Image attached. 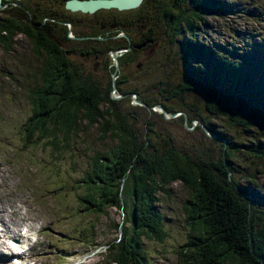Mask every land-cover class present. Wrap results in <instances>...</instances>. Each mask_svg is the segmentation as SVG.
Listing matches in <instances>:
<instances>
[{"label":"trees","instance_id":"trees-1","mask_svg":"<svg viewBox=\"0 0 264 264\" xmlns=\"http://www.w3.org/2000/svg\"><path fill=\"white\" fill-rule=\"evenodd\" d=\"M148 1L143 0L137 8L122 12L152 14L154 17L148 19L151 27H156V18L162 23L166 34L174 38L178 34L182 37V40H175L184 54L181 56L184 63L180 57L182 65L177 76H182L183 79L175 90L195 94L209 114L214 115L216 105V117L221 118L229 127L235 128L233 123L237 126L243 124L246 130H251L250 125L264 126V110L258 112L255 107L241 100L243 93H246L250 104L264 109L259 103L264 101V38L257 39L264 37V19L257 26L248 20L249 15L258 13L257 9L249 5L262 7L264 0H155L160 5L152 8ZM3 2L8 5V1ZM224 6L235 11H242L244 7H249V10L234 17L231 38L222 37L219 32L222 37L220 39L225 44L217 43V39L211 38L217 53L214 54L215 60L209 64L198 60L202 63L197 65L198 68H192L191 65L196 64L192 58L193 51L204 54L208 50L189 44L191 42L188 36L192 37L193 34L186 37L181 20L186 21L191 12L196 17L207 12L205 18L208 21L210 14H219L217 11ZM13 9L9 10L8 6L0 9V49L4 52L11 51L13 37L20 34L28 39L36 57L40 52L46 54L40 65L42 72L39 84L32 85L26 92L31 104V115L24 125L25 141H44L42 143L49 155L58 160L62 159L60 155H65L66 158L68 155L84 156L87 167L82 177L76 180L77 186L72 187L77 191L78 211L82 209L87 214L99 217L105 215L107 209L114 207L121 210L123 221L129 223L128 226L122 223L116 226L118 237L104 243L101 255L105 264H139L141 253L138 247L142 238L162 241L167 237L168 233L163 227L166 224L165 214L162 210L166 204L159 205L158 195L166 194L169 197L171 186L176 182L189 193L183 204L187 214L188 233L186 241L176 252L179 256L177 264H264V202H261L264 201V195L256 193L254 197L249 186L237 184L226 159L216 162L213 159L215 150H221V145L219 148L214 140L219 142L217 139L224 138L223 142L234 149L237 144L234 137L229 132H226L229 137L224 136L223 131L217 130L218 122L210 123L195 107L185 104L176 94L163 98L142 96L137 85H113L110 79L103 84L90 75L77 71L63 58L65 52L56 43L58 41L61 45L69 39L64 25L68 18L41 12L37 6L32 7L24 1ZM60 9H64L63 4ZM118 12L120 11H116V14L124 15ZM237 23H243L244 26L241 27L246 26L244 33L237 36L240 41L238 54L248 56L244 58V62L235 61L231 57L237 45L234 37V26L238 27ZM202 25L201 22L198 27L200 31H204ZM186 26L190 27L191 23ZM193 28L194 25L190 29ZM92 35L97 40L98 33L93 31ZM243 35L250 37L251 42ZM102 40L98 42H103ZM130 45L135 51V43H128L125 38L117 39L113 44L105 47L101 45V51H117ZM134 51H123L122 57L118 58L120 64L131 62ZM251 59L258 60V64ZM245 64L248 67H244ZM124 78L121 76L120 80ZM229 79L231 82H227ZM117 87L120 88L122 97L125 96L119 100L109 95L111 89ZM132 92L139 96L138 100L142 105L134 107V111L142 116L146 115V118L157 116L164 123L178 121L186 134H192L187 137H194L192 142L181 149L170 138H162L160 133L151 132L152 128L147 122V128L138 131L134 122H129L133 109L127 102L128 94ZM250 95L254 99H250ZM208 105H211V109ZM155 106H160L168 116L178 112L180 115L167 119L162 113L151 110ZM194 121H198L199 126H192ZM83 122L100 128L101 133L106 134L105 137L108 134L112 137L109 140L105 138L108 142L106 148L91 149L88 153L79 155V136L84 134L81 126ZM187 126L191 128L188 129ZM201 126L208 127L215 137L211 141L205 139L203 146L198 135H195ZM255 129L260 133L259 128ZM211 145L215 147L211 148ZM260 145L245 144L243 149L245 155L241 159L249 165L253 164V167L249 166L250 180L260 174L264 176V151ZM229 153L227 151L226 156ZM232 156L240 158L236 154ZM254 168L256 171H253ZM59 188L54 179L48 178L45 190L50 196L52 213L60 219L57 226L61 228L58 229L65 234V238H69L73 231L67 223L64 207L55 200ZM79 233L82 237H90L88 229L83 233L79 230ZM81 241L84 242L83 239Z\"/></svg>","mask_w":264,"mask_h":264},{"label":"rangeland","instance_id":"rangeland-1","mask_svg":"<svg viewBox=\"0 0 264 264\" xmlns=\"http://www.w3.org/2000/svg\"><path fill=\"white\" fill-rule=\"evenodd\" d=\"M6 1H8V5L4 3L3 0L0 1V9H5L8 6L9 10L11 8L14 10L13 7L18 4V1L20 4L21 1H24L25 3H29L32 7L37 6L41 12L54 14L59 17L63 16V13L60 12L61 0ZM148 2L150 8L160 5L159 1L149 0ZM251 6L257 9L258 13L249 15L248 20L253 21V24L257 26L262 22L261 19H264V6L249 5V7ZM249 7H244L242 11H235L228 6H224L217 11L220 12L219 14H210L211 18L208 21L205 18V13L207 12L199 14L198 17L191 12L186 21L184 19L181 20V25L183 26L182 30L186 33V37L192 33V37L195 38L192 40V37L188 36L191 42L189 44L192 47L202 46L204 49L208 50L204 54L195 50L193 51L195 55L192 54V58L193 62L196 64H192V68H198L197 65L202 63L198 60H203L206 64L215 60L214 54L217 53H215L216 50L213 48L214 41L211 38L217 39L218 42L215 41L217 43L221 42L225 44V41L220 39L222 37L219 35V32H221L225 38L232 36L230 32L234 17L236 18V15L247 12ZM118 13L124 15L116 14L114 9H99L94 13H71L70 20L73 22L68 21L64 23L65 28L68 30L67 36L71 43L68 45V43H65V40L60 46V42L56 41V38H54V41L58 43V48L65 52L63 58L69 61L77 71L90 75L94 80H98L103 84H106L108 79H110L113 85L115 83L118 85H122L123 83L130 86L137 85L139 90L142 91V96L148 95L150 97L163 98L176 94L178 98L183 99L185 104L195 107L200 112L201 116L206 118L210 123L218 122L219 126H217V130L223 131V133H225L223 135L226 137H229L226 133L229 132V135L234 137L237 144L234 149H230L227 144L223 142L224 138H216L219 142L215 140L214 142L218 143L219 148L221 145V150H215L213 156L214 161L226 159L229 163V168L232 170L233 179L237 184L241 183L244 186L253 184L255 186H249L252 189L253 196L255 197L256 193L264 195V190L261 187V184H264V176L260 174V176L252 177V180H250L248 178L250 172L249 166L253 167V164H246V162L241 159V156L245 155L242 145L261 144L260 148L264 151V126H249V128H259L260 133L257 129L244 132L246 126L241 123V126H237L236 123H233L236 125L235 128L229 127L221 118L216 117L218 116L216 105L213 104L215 113L212 115L205 112L203 102L197 99L196 95L192 92L186 90H183L181 93L177 92L175 87H179L183 79L182 76L180 78L177 76L178 71L181 70V59L184 63L181 57L184 56V54L180 50V45L178 43L177 45L175 44V40H182V37L178 34L177 37L174 38L172 35L166 34L162 23L156 18V27H151L148 23V19H151L153 16L152 14H125V12L122 11ZM201 22L203 23L202 27L204 31H200L198 28ZM187 23H191V26H186ZM193 25L195 28L190 29ZM241 26H244V24L239 23L238 27L234 26L235 41L237 40V36L240 33L243 34L246 29V26ZM85 29L87 31H96L99 36L96 37L97 40L95 41L103 39V42H101L103 47L108 44H113L117 39L121 40L125 38L127 42L129 39L131 43H135L136 47H134L136 50L134 51L131 45L127 48L123 47L115 52V58H117L115 59L113 54L114 51L107 53L99 52L97 48L93 45L91 46L88 42H83V40L76 43L74 38L81 35L83 36L86 33ZM55 31L57 32V30ZM254 34L256 35V33ZM243 36L251 42L250 37L246 35ZM261 38L264 37H257L258 40ZM72 43H74L73 48L75 50L71 49ZM235 47L236 49L233 55H231L232 59L238 62H244V58L248 56L244 53L238 54L240 51L239 40H237V45ZM32 49L28 39L20 34L13 37L11 51L4 52L0 49V164L3 168L5 167L3 171L0 172V175H2L0 176V209L7 208L9 216L12 219L8 234L13 238H19V234L25 235L22 239L23 241L18 240V244L24 242L27 246L33 245V243L35 246L38 242L45 241L41 257L34 258L32 249L30 248L29 251L23 254V257L19 258L21 264H105L101 255V253H103L104 243L110 242L115 237H118L119 233L115 228L116 226L121 225V223L128 226L129 223L123 221L121 210L114 207L107 209L105 215L99 217L87 214L82 209L78 211L77 191L72 189V187L77 186L76 180L82 177L83 171L87 167L86 158L82 156V154L84 152L88 153L91 149L106 148L108 142L105 138L109 140L112 137L109 134L105 137L106 134L101 133L100 128L83 122L81 126L84 129V134L79 136L78 152L82 157H69L67 154V158L65 155H60L62 159L59 160L49 155V151L42 143L44 141H36L35 143H27L25 141L24 125L29 115H31V104L26 92L32 85L36 83L39 84V76L42 72L40 70V65H42L46 57L44 52H40L36 57ZM128 50L134 51V58H132L131 62H125V64L122 65L118 58L122 57L123 51ZM258 57L260 56L258 55ZM251 61L258 64V60L251 59ZM244 67H248V65L245 64ZM261 73H263V69ZM121 76L125 77L124 80H120ZM227 82H231V79ZM239 83L242 82L239 81ZM119 89L118 87L112 88L110 91L109 95L115 100L125 97H122V93ZM245 94L246 93H243L242 95V101H246L248 105L255 107L258 112L264 110L259 106L250 104ZM250 96V99H254L252 95ZM138 97L139 96L133 92L130 95L128 94L127 103L131 109L142 106ZM259 103L264 106V101H260ZM208 106L211 109V105ZM151 110L162 113L167 119L180 115V112H178L176 115L174 114L170 117L160 106H155L151 108ZM131 113L132 118L129 119V122H134L135 128L138 131H143L147 128L145 126L147 122L152 128L151 132L160 133L162 138H170L173 144L181 149L189 145L194 138L190 140L186 138L188 135L192 134H186L183 126H181L178 121L164 123L161 122L157 116L151 115L153 118H146V115L142 116L134 111V109ZM195 124L199 126L198 121L192 122V126ZM187 128L190 129L191 127L187 126ZM207 128L206 126H201L199 127L198 134H195L196 136L198 135L202 146L205 139L211 141L215 138L213 136L214 133ZM224 129H228V131ZM151 132L150 134L153 135ZM214 147V145H211V148ZM239 147H241V150ZM227 151H230V153L226 156L225 153H227ZM223 152L224 154H222ZM232 154L239 155L240 158L238 156H232ZM262 164H264V162H262ZM253 171H256V169L254 168ZM4 173L6 174L4 175ZM4 177L7 181L5 184H3L2 180ZM45 177L54 179L58 187H60L57 191L55 200L61 207H64V211L66 212V219H68L67 223L73 231V235L69 238H65V234L60 231L54 230L53 233H50L44 230L45 225L49 221L43 218L41 214L43 209H40L35 203L39 197V188L35 193L36 201L30 198L29 192L24 190V188L31 187L32 185L40 187ZM8 178H10L9 183ZM40 189L42 193L41 200L46 204L48 200L47 192L41 187ZM188 196V191L177 182L172 184L169 197H166V194L158 195L160 200L159 205L161 203L163 205L166 204V206L164 205V209H162L166 221L163 227L168 235L162 241L142 238L141 245L138 247L141 253L139 264H176L175 259L179 257L176 252L179 251V246L186 241L188 233V226L186 224L187 214L183 208L184 201ZM262 209L264 210V208ZM20 217L23 218V222L18 224L14 219ZM25 218H27L26 221ZM1 219L4 222L7 221L5 217ZM27 225H30L32 229L23 233ZM87 229L90 237L80 236L79 230L83 233L87 231ZM90 238H92L93 242L90 241ZM82 239L84 242L81 241ZM5 252H8V250H5ZM143 255L144 257H142ZM10 258L11 256H5V259L0 261V264H10Z\"/></svg>","mask_w":264,"mask_h":264},{"label":"water","instance_id":"water-1","mask_svg":"<svg viewBox=\"0 0 264 264\" xmlns=\"http://www.w3.org/2000/svg\"><path fill=\"white\" fill-rule=\"evenodd\" d=\"M142 1L143 0H66L64 6L70 11H80L86 13H94L99 9L127 11L137 8L140 6ZM115 52L116 51L113 52L114 58L116 56ZM169 116L172 117L173 115Z\"/></svg>","mask_w":264,"mask_h":264},{"label":"bare ground","instance_id":"bare-ground-1","mask_svg":"<svg viewBox=\"0 0 264 264\" xmlns=\"http://www.w3.org/2000/svg\"><path fill=\"white\" fill-rule=\"evenodd\" d=\"M98 11V10H97ZM96 11V12H97ZM222 28V27H221ZM220 35L222 36V37H225L221 32H220ZM230 35V34H229ZM229 38H231V36L229 37ZM249 42V41H248ZM250 43V42H249ZM136 47V46H135ZM149 57V56H148ZM150 58V57H149ZM146 61V60H145ZM128 73V72H127ZM168 87V86H167ZM127 96V95H126ZM81 119V118H80ZM251 129H255V128H251ZM247 130L245 129V131L244 132H246ZM248 135V134H247ZM218 138H221V137H219L218 135H216ZM187 138V137H186ZM190 139V138H189ZM244 139V138H243ZM195 140V139H194ZM248 140V139H247ZM248 145V144H247ZM240 146V145H239ZM243 147L245 146V145H242ZM239 159V158H238ZM238 163V162H237ZM247 164V163H246ZM5 168V167H4ZM3 167H2V165L0 164V172L1 171H3V169H4ZM5 171V170H4ZM6 173H4V175H5ZM9 174V173H8ZM0 176H2V175H0ZM9 179L10 178H8V183H9ZM3 180V184H5V182H7L6 180H5V177L2 179ZM261 183V182H260ZM249 186H252L253 187V184H249ZM262 187H263V189H264V184H262ZM260 191V190H259ZM261 192V191H260ZM2 217H5L6 219H7V221L6 222H4L1 218ZM14 219V218H13ZM18 224H20L21 222H23V218L22 217H20V218H18V219H14ZM27 220V218H25V221ZM12 224V219H11V217L9 216V213H8V210H7V208H5V209H0V259H4L5 258V256H2L1 255V253L4 251V250H11L12 248H13V245H14V243L13 242H10V241H8L7 239H8V237L10 236L9 234H8V232H9V230L8 229H10L11 227H10V225ZM25 228H26V231L28 232V231H30V228H28V225H27V227L25 226ZM70 234H72V232L70 233ZM12 237V236H11ZM22 238V236L19 234V238L17 237V238H13L12 237V239L14 240V241H18L19 239H21ZM45 244V241H41V242H38L33 248H32V255H33V257L34 258H36V257H41L42 255H41V253L43 252V250H44V247H43V245ZM20 255H21V253H20Z\"/></svg>","mask_w":264,"mask_h":264},{"label":"flooded vegetation","instance_id":"flooded-vegetation-1","mask_svg":"<svg viewBox=\"0 0 264 264\" xmlns=\"http://www.w3.org/2000/svg\"><path fill=\"white\" fill-rule=\"evenodd\" d=\"M65 1L66 0H61L60 1V4H63V10L61 9L60 10V12H62L63 13V17H65V18H68V21H71L70 20V14L71 13H73V12H80V11H70V10H67L66 8H65V6H64V4H65ZM18 4H20V3H18ZM71 22H73V21H71ZM77 25H79V24H77ZM77 27H79V26H77ZM85 31H86V33L82 36H77V37H73L74 38V40H76V43H79V42H81L82 40H83V42H88L89 44H91V46L93 45L95 48H97V50L99 51V52H102L101 50H102V47H101V42H98V41H95V39H93L94 37H93V31H87L86 29H85ZM67 32H68V30H67ZM74 32H76V33H78L77 31H74ZM96 32V31H95ZM127 37H128V35H127ZM128 42L129 43H131L130 41H129V39H128ZM65 43H68V45L71 43V41H70V39H66V41H65ZM73 44L74 43H72L71 44V49L72 50H75L74 48H73ZM61 46V45H60ZM135 46V45H134ZM95 50V49H94ZM96 51V50H95Z\"/></svg>","mask_w":264,"mask_h":264},{"label":"clouds","instance_id":"clouds-1","mask_svg":"<svg viewBox=\"0 0 264 264\" xmlns=\"http://www.w3.org/2000/svg\"><path fill=\"white\" fill-rule=\"evenodd\" d=\"M118 51V50H117ZM177 114V113H176Z\"/></svg>","mask_w":264,"mask_h":264}]
</instances>
